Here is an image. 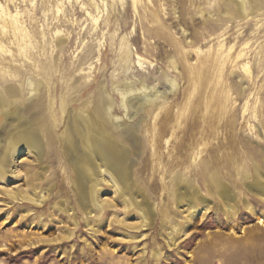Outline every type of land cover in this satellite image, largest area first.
Segmentation results:
<instances>
[{"label":"rangeland","instance_id":"1","mask_svg":"<svg viewBox=\"0 0 264 264\" xmlns=\"http://www.w3.org/2000/svg\"><path fill=\"white\" fill-rule=\"evenodd\" d=\"M43 72L49 83L78 87L72 97L80 87L92 85L93 93L104 84L112 115L120 118L114 133L135 126L148 137L136 168L137 189L146 190L138 201L147 199L154 220L146 215L149 226L141 228L136 208L125 209L124 198L104 186L117 220L129 227L110 223V212L101 223L94 218L97 233L78 211L77 186L62 188L51 178L53 169L36 186L51 196L28 211L27 205L13 206L11 195L20 196L28 185L6 177L0 182V264H264V202L240 182L254 152L264 170V0H245L244 13L234 0H0V92L18 87L30 103ZM117 87L158 109L129 119ZM169 116L167 135L153 141ZM187 150L189 156L199 150L206 160L225 157L232 174L225 183L237 199L233 215L220 211V201L204 190L212 209L202 218L206 207L196 203L189 224L185 208L168 201L162 190L169 181L167 162ZM154 152L160 160H149ZM187 160L183 168L191 164ZM189 183L196 187L192 178ZM244 199L254 213L244 208ZM70 208L79 223L75 230ZM175 225L187 226V235L175 233L180 245L169 249L165 239Z\"/></svg>","mask_w":264,"mask_h":264},{"label":"bare ground","instance_id":"2","mask_svg":"<svg viewBox=\"0 0 264 264\" xmlns=\"http://www.w3.org/2000/svg\"><path fill=\"white\" fill-rule=\"evenodd\" d=\"M234 2L237 11L244 13L245 0H234ZM41 75L42 82L30 103L24 101L23 91L18 87L7 86L0 92V182H3L6 177H11L23 180L29 188L22 191L20 196L11 193L13 206L16 205L18 209H22L24 205H27L30 208L28 207L26 211L31 207L41 208V205L51 196V191L38 193L36 186L41 183L39 176L47 173L51 168L53 169L51 178L57 179L62 188L65 187V183L67 186L70 183L77 186V208L80 213L87 216L85 225L92 231L100 232L92 223L95 221L94 218L96 222L101 223L106 220L110 212L113 214L110 223L116 221L129 227L124 221L117 220L116 205L104 197V186H108L115 197L124 198L125 209L134 206L136 212L142 216L141 228L148 227L144 219L150 216L153 221L154 211L147 199L143 205H140L138 201L139 197L146 194V190L137 189V176L140 172L138 170L141 168L136 169L141 152L147 149L148 137L141 134L140 127L135 126L123 129L121 134L114 133L116 122L120 118L112 115L113 104L104 84L93 93H88L92 85L80 87L78 96L72 97V92L75 93L78 87L74 85L60 87L55 82L47 81L48 72H43ZM115 90L124 101H127L124 108L128 110V116L132 113L129 119L135 118L140 112H147L149 116H152L158 109L155 103H149V106H146L144 100L133 99L131 89L126 94H121L118 87ZM84 97L86 99H83ZM49 109L51 113L48 112ZM78 111L82 113L77 117ZM170 123V116L162 120L152 136L153 141L167 135ZM260 156L264 165V149L260 152ZM190 157L191 164L183 168ZM257 157L258 154L256 156L254 152L252 167L247 169L240 178V182L250 193L264 202V170L257 163ZM151 158L160 160L158 152H154L149 160ZM224 158L215 154L210 155V160H206L201 157L199 150L191 152L190 156L187 150L181 157L167 162L165 175H169V181L164 183L165 189L162 190L166 191L168 201L173 199L176 201L178 210L185 208L183 211L188 213L186 220L188 224L196 214V203L206 207L202 218L212 209L208 200L201 195L203 190L207 195H213L220 201L218 206L220 211L226 215H233L231 212L236 208L237 199L229 185L225 183L232 174L223 164ZM147 166L142 168L145 169ZM61 167L64 173L59 171ZM23 169L31 175L25 174ZM246 177L251 180L245 182ZM191 178L196 187L189 183ZM143 198L145 199V196ZM127 199L130 201L128 202ZM243 205L251 213L255 212L247 199L243 200ZM60 210L63 211L62 209L56 211ZM67 211L72 213L75 230L79 226L76 212L72 208ZM31 215L29 213L22 216L21 222L27 221ZM186 228L187 226L180 225L168 228L170 233L165 243L169 249L178 248L180 242L174 234L185 236ZM71 238L72 236L66 237V240ZM158 255L156 252L155 256L158 257Z\"/></svg>","mask_w":264,"mask_h":264}]
</instances>
